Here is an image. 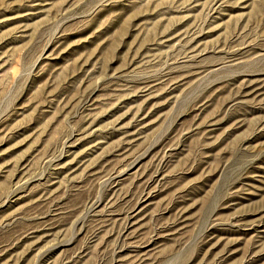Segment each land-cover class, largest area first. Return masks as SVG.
Here are the masks:
<instances>
[{
    "label": "rangeland",
    "instance_id": "rangeland-1",
    "mask_svg": "<svg viewBox=\"0 0 264 264\" xmlns=\"http://www.w3.org/2000/svg\"><path fill=\"white\" fill-rule=\"evenodd\" d=\"M0 264H264V0H0Z\"/></svg>",
    "mask_w": 264,
    "mask_h": 264
}]
</instances>
